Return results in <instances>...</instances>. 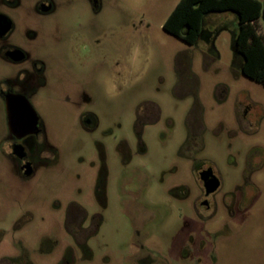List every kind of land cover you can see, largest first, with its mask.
Returning <instances> with one entry per match:
<instances>
[{
    "label": "rangeland",
    "instance_id": "1",
    "mask_svg": "<svg viewBox=\"0 0 264 264\" xmlns=\"http://www.w3.org/2000/svg\"><path fill=\"white\" fill-rule=\"evenodd\" d=\"M179 1L59 0L53 16L32 19L25 17L28 1L14 10L15 38L48 63L50 87L36 107L56 163L21 188L6 174L0 153L4 251L20 240L12 242L8 231L18 200L34 214L26 232L31 248L53 222L62 243L68 242L65 213L73 201L97 206L93 185L105 163L108 209L100 241L109 257L100 250V264H138L129 245L134 224L148 239L152 264H264V84L242 73L235 12L205 15L210 41L189 44L166 32L163 25ZM256 25L264 34V20ZM64 94H73V101ZM2 107L0 102L4 129ZM86 110L99 118L94 131L83 125ZM199 166L222 180L214 213L196 207ZM137 174L145 176L144 200L153 219L141 228L123 192L124 181ZM187 189L190 196L183 198ZM232 196L240 201L235 217L225 206Z\"/></svg>",
    "mask_w": 264,
    "mask_h": 264
},
{
    "label": "flooded vegetation",
    "instance_id": "2",
    "mask_svg": "<svg viewBox=\"0 0 264 264\" xmlns=\"http://www.w3.org/2000/svg\"><path fill=\"white\" fill-rule=\"evenodd\" d=\"M25 1H28L25 14L28 19L51 17L59 6V0H0V102L6 117L4 129L0 128V153L5 159L2 162L6 163L4 167L6 174L11 180L14 178L21 188H27L31 180L41 176L56 163L55 146L47 137L44 120L36 107L39 96L50 87L48 63L39 52L28 48L21 39L14 36L16 16L13 12L23 9ZM261 4V19L264 20V3ZM212 34L204 27L199 38L210 41ZM70 50V54H73V47H70ZM63 96L73 101V94ZM250 117L251 109L248 107L243 118L250 120ZM81 118L87 130L94 131L99 127V118L93 111H83ZM142 119L143 113L139 112V124ZM141 133L140 130L139 140L142 146L144 143ZM196 173L199 180V195L195 199L197 210L199 213L202 211L214 213L219 207L217 192L222 186V180L210 167L199 166ZM145 180V176L137 174L124 181L123 186L124 195L131 198L130 203L140 215L137 217L143 221L140 228L153 220L152 206L144 200V194L148 189ZM9 186L12 187L11 184ZM181 189L186 188L182 186L179 190ZM6 190L8 193V186ZM107 190V168L103 163L93 185L97 206L90 208L73 201L64 216L68 242L62 243L53 222V230L51 228L49 232L40 234L36 248H31L26 234L34 214L25 200H18L14 207L17 214L9 219L8 231L12 242L15 237L20 240H16L13 246L11 241H8L6 246L11 244V250L4 251L3 239L0 237V264H35L34 258L50 260L52 264H100V250H103V258L109 257L107 245L100 241L101 229L105 223L104 212L108 209ZM189 196L190 192L187 189L183 198ZM239 202L235 196L226 200L225 206L232 217L237 215L235 207ZM57 224L60 225L59 222ZM135 226L136 224H134L136 235L129 239L130 248L133 250L131 258L138 264H152L154 260L146 243L148 239H143L139 235L140 229Z\"/></svg>",
    "mask_w": 264,
    "mask_h": 264
},
{
    "label": "trees",
    "instance_id": "3",
    "mask_svg": "<svg viewBox=\"0 0 264 264\" xmlns=\"http://www.w3.org/2000/svg\"><path fill=\"white\" fill-rule=\"evenodd\" d=\"M226 11L238 15L234 48L242 57V73L264 84V34L259 33L256 25L262 17L259 0H180L167 17L163 29L194 44L204 29L205 15Z\"/></svg>",
    "mask_w": 264,
    "mask_h": 264
}]
</instances>
